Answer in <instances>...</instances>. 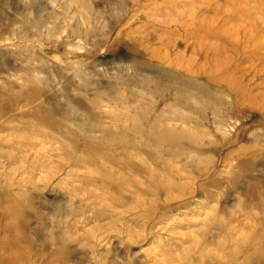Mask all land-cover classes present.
Instances as JSON below:
<instances>
[{
    "label": "rangeland",
    "instance_id": "1",
    "mask_svg": "<svg viewBox=\"0 0 264 264\" xmlns=\"http://www.w3.org/2000/svg\"><path fill=\"white\" fill-rule=\"evenodd\" d=\"M263 137L264 0H0V264H264Z\"/></svg>",
    "mask_w": 264,
    "mask_h": 264
},
{
    "label": "bare ground",
    "instance_id": "2",
    "mask_svg": "<svg viewBox=\"0 0 264 264\" xmlns=\"http://www.w3.org/2000/svg\"><path fill=\"white\" fill-rule=\"evenodd\" d=\"M260 7H261V5H260ZM263 7V6H262ZM257 9V8H256ZM260 10V9H259ZM259 12V11H258ZM157 139V138H156ZM263 140H264V137H263ZM157 144L158 145H160V146H166V145H169V143H167L166 141H164V140H157ZM168 162V161H167ZM242 167V166H241ZM245 170V168L243 169V171ZM172 176V175H171ZM174 176V175H173ZM163 177V176H162ZM170 194V193H169ZM249 194H253V193H249ZM140 198V197H139ZM138 200V199H137ZM150 201V200H149ZM137 202V201H136ZM110 209V208H109ZM112 209V208H111ZM256 215V214H255ZM258 226V225H257ZM256 226V227H257ZM127 228V227H126ZM130 229H131V227H129ZM108 229V228H107ZM129 230V229H128ZM107 233V232H106ZM105 233V234H106ZM102 234V233H101ZM104 233H103V236L105 235ZM109 235V234H108ZM133 235H135V234H133ZM96 237V236H95ZM94 238V237H93ZM100 238V237H99ZM102 240H104V237L102 238ZM100 241V240H99ZM106 241H108L107 240V238H106ZM98 243V242H97ZM102 243V242H101ZM108 243H110V242H108ZM103 244V243H102ZM234 250H235V248H234Z\"/></svg>",
    "mask_w": 264,
    "mask_h": 264
}]
</instances>
